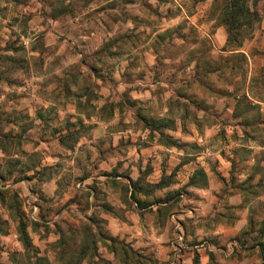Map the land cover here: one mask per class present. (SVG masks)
<instances>
[{"label": "rangeland", "instance_id": "rangeland-1", "mask_svg": "<svg viewBox=\"0 0 264 264\" xmlns=\"http://www.w3.org/2000/svg\"><path fill=\"white\" fill-rule=\"evenodd\" d=\"M225 1L0 0V147L7 154L4 164H0V203L3 209H0V233L17 234L21 215L33 243L29 254L21 243L17 244L15 237L0 241V264H33L35 256L47 260L48 264H70L71 261L74 264L155 263V260L135 255L130 244L112 241L100 219H96L97 223L93 225L100 239L97 247L99 250L101 247L108 251L113 249L117 256L111 261L101 253L97 255L99 258L82 260L80 257L89 236V224L82 212L88 207V188L100 182L99 177L94 176L99 158L93 154L100 153L102 158H106L115 153H129L130 141L114 146L113 139L116 136L123 138L129 130L137 133L144 130V126H151V121L131 127L121 122L97 130L98 125L92 123V117L102 115L112 120L111 104L116 106L122 102L119 105L122 109L123 102H126L131 107V90L137 77L144 80L148 77V84L161 83L158 87H149L153 95H160L163 90L176 93L168 94L167 105L163 103L171 111L163 122L166 125L163 130L177 129L180 116L187 119L193 109L211 106L212 97L219 101V107L227 108L229 104L236 103L239 108L237 116L244 120L240 123L242 127L229 131L232 125L226 111L218 115L221 123L218 146L226 154L231 140L241 141L234 151L230 149L240 159L232 167L230 184L240 185L244 180L241 175L247 170L254 173L245 186L250 197L245 201L251 205V219L257 223L264 220V127L259 124L264 120V113L254 102L264 101L258 96L264 86V67H253L248 85L250 69L244 55L230 53L241 49L244 44H251L259 36L257 44L261 48L253 50L252 58H256V65L264 59V36L260 35L264 0L246 2L250 9L258 11L261 21L260 24L253 23L250 29L240 30L238 40L242 46L239 48L227 42L220 47L223 35L228 37L227 28L220 19ZM221 27L225 31L219 34ZM101 29L112 33L103 43L98 42L96 36H91V33L101 35ZM149 48L156 56L153 69L148 68L146 61L148 56L145 53ZM124 58L129 62L127 70L119 78L117 70L124 66ZM195 61L197 64L193 66ZM148 69L152 71L151 75H147ZM194 76L200 80L198 87L191 83ZM186 84L188 89L198 90L200 96L189 95V101L180 99L177 94L184 95L182 86ZM247 88L250 97L246 95ZM103 99H106L104 106L108 107L102 114L96 108ZM150 101L152 99L147 101L146 108L141 105V114L154 120L148 110L155 112L157 107L149 104ZM186 131L184 128L183 132ZM63 137H66L64 145L60 142ZM84 137L94 140V143L83 146L84 149L80 147L76 156L59 153L57 164L44 167L41 176L30 173L41 162L36 153L30 154L39 139H57L62 146L75 151V145ZM24 144L28 146L27 153L24 152ZM208 146L216 149L213 145ZM181 147L193 154L201 150L194 143H183ZM109 170L107 173H111ZM239 171L243 173L240 175ZM55 175H60L57 195L47 198L41 194L42 181ZM89 176L95 179L86 183ZM50 188H53L52 184ZM188 195L185 191L170 195L178 204L172 213L169 211L172 228L177 232V239L173 235L175 240L169 242V246L175 252L188 249L190 241L186 225L197 214L192 205L182 204L188 200ZM68 196L69 200L79 203L80 210H63L69 201L64 203L61 199L67 200ZM39 203L43 204L41 212L36 209ZM227 211L226 214L235 220L243 210ZM7 214L12 219L11 224L3 219ZM261 229L259 224L247 225L226 245L235 249L234 264H263L260 251L258 253L261 248L257 245L261 241L258 237ZM206 238L210 237H203L201 243L209 241ZM208 243L202 248H208ZM124 248L129 251L126 258Z\"/></svg>", "mask_w": 264, "mask_h": 264}, {"label": "crops", "instance_id": "crops-1", "mask_svg": "<svg viewBox=\"0 0 264 264\" xmlns=\"http://www.w3.org/2000/svg\"><path fill=\"white\" fill-rule=\"evenodd\" d=\"M223 30L225 31L221 27L219 34ZM100 34L91 33V36H96L98 42L101 41L102 43L107 38V35L112 36V33L106 32L104 29H101ZM260 35L264 36V18L261 22ZM258 37L256 36L251 44H244L241 49L230 52L231 54L241 53L244 55L247 67L250 69L248 85L252 79L253 67L260 66V69L264 67V59H261L260 63L256 65V58H252L253 50L261 48L257 44ZM220 42V47L225 45L227 36L223 35ZM152 50V48H149V51L145 53L148 56L146 61L149 69H153L156 64V56L152 53ZM128 62L127 58L123 59L122 64L124 66L117 70L116 76L122 78L123 71L127 70ZM139 62H142V60ZM196 64L195 61L193 66ZM149 69L147 75L152 74V71L150 72ZM148 79V77L146 80L137 77L133 84L134 89L131 90L133 97L131 98V107H128L126 102H123L125 105H122V109L119 106L122 102L114 106L112 120L104 118L102 115L92 117L94 120L92 123L98 125L96 127L97 130L102 129V127L106 129L110 125H117L121 122L131 127L138 126L142 122L151 121V126H144L145 129H141L137 133L129 130L124 133V140L121 136H116L113 139L112 144L114 146L120 145L123 141L126 143L130 141L131 151L129 153H115V155H110L106 158H102L100 153L93 154L99 158L98 165L95 168L96 175L94 176H98L100 182L96 186L88 188V207L82 211L85 215L84 220L89 224L88 230L91 229L96 241L100 240L99 234L93 228V225L95 226L97 223L96 219H100L101 224L105 226L111 239L130 244L131 250L135 255L155 260L154 264H234L232 260L236 255L235 249L233 247H226V245L230 244L233 237L240 231H243L247 225L252 227L250 216L251 205L245 201L246 198L250 197L247 196L249 192L245 190V186H248L254 173L249 172V170L245 173L239 171L240 175L243 173L241 177L244 180L240 182V185L232 186L230 184L232 167L236 162H240V159L236 158L232 152L235 150V147L240 145L241 141L231 140V145L226 149V154L228 153L230 156L222 153L223 150L218 146L220 144L218 133L221 129L218 115L226 111L225 114L229 118L228 122L232 125L229 131H235L242 127L240 123L244 121L242 117L237 116L236 112L239 108L236 106V103L229 104L227 108L226 106L219 107L217 104L219 101H216L217 99L212 97L211 106L193 109L194 112L187 119L180 116L177 119L179 123L176 124V131L168 128L165 129L167 132L163 129L158 130L156 126L163 123L171 115L170 108L166 106L169 101L167 95L170 92L163 90L162 94L153 95L149 87H158L161 83L157 81L148 84L146 82ZM199 81V78L194 76L191 83L198 87ZM122 84H124V81H122ZM162 85H165V83ZM186 85L182 86L185 89L183 91L184 95L177 94L180 99L189 101L187 99L189 95L192 97L196 96V98L197 95L200 96L198 90L193 91L192 89H188V84ZM190 85L193 86L192 84ZM147 87L148 89H145ZM246 90V95L250 97L249 88ZM153 91L155 93V90ZM174 94L176 93L170 95ZM258 96L264 98V86L260 89ZM149 99H152L149 104L157 107L155 112L148 110L151 115L150 117L154 120H149L148 116L147 118L141 114V105L146 108ZM112 101L114 100L111 99ZM254 102L259 105V110L264 113V101L259 99ZM163 103H166V105L164 106ZM105 104L106 99H103V102H100L96 108L97 112L102 113L100 110ZM159 105L163 106V108H159ZM19 111H22V109L20 108ZM23 111H26L25 108ZM76 112L77 109L74 110V113ZM73 120L77 121L76 118ZM182 121L186 126H184V123L182 124ZM259 124L260 127H264V120ZM184 128H186V132H183ZM166 138H172L180 147L166 145L163 142ZM93 143L94 140H89L85 137L81 138L74 147L75 151H72L62 146L57 139L50 141L39 139V143H36V147L31 150L30 154L36 153L40 157L41 162L40 165L36 166L35 171L32 169L30 173L37 175V177L41 176L44 167L55 166L57 164L60 160L59 153L62 155L66 153L74 154L76 156L81 149L80 147L84 149L83 146ZM183 143H194L201 150L198 154L188 153L181 147ZM209 144L213 145L216 149L209 147ZM24 146V152H29L28 146L25 144ZM230 149H233V151ZM6 157L5 149L0 147V164H4ZM15 157L20 159L19 155ZM107 169H110L111 173H107ZM199 171L205 173V179L200 177ZM95 177L89 176L86 183L90 182L91 179H95ZM59 179L60 175H55L51 179L42 181L43 188L41 194L47 198H54L57 195ZM193 179H196L195 183H191ZM34 180L37 181V179ZM131 182H138L141 188L140 191L136 190L135 199L131 198L133 191ZM51 184L53 188H50ZM183 191L189 195L188 200H184L182 204L192 205L197 214H195L192 222L186 225L190 241L188 249L183 252H175L172 246H169V242L171 243V241L177 239L175 236L177 232L172 228L169 211L175 209L178 204L175 198L170 197V195L171 193L176 194ZM32 194L34 195V193ZM69 197H67V200L61 199V202L64 203L69 201L67 202L69 204L63 210L67 208H74L75 211L80 210L79 203L75 200H69ZM179 204L182 205L180 202ZM36 206V209L38 208L39 212H41L43 204L39 203ZM0 209H2L1 203ZM230 209L243 211L238 214L237 219L233 220L226 214L227 210ZM92 215L95 216L92 217ZM57 217H60V215ZM3 219L9 224L12 222L8 214L5 217L3 216ZM263 221L262 219L260 223L255 222V220L253 222L255 225L259 224L261 226ZM10 232L12 231L10 230ZM173 235L175 239H173ZM10 236L11 238L15 237V241L20 245L19 234H14V232L7 235L0 233V241H6ZM203 237H210L206 238L210 242L206 240L204 243H201ZM262 241L264 242V238ZM207 243L209 244L208 248H202ZM104 250H106L105 253L103 252ZM98 253L103 254L102 257L110 261L117 256L115 251H108L105 247H101L100 250L98 249L96 254L98 255Z\"/></svg>", "mask_w": 264, "mask_h": 264}, {"label": "trees", "instance_id": "trees-1", "mask_svg": "<svg viewBox=\"0 0 264 264\" xmlns=\"http://www.w3.org/2000/svg\"><path fill=\"white\" fill-rule=\"evenodd\" d=\"M249 2V0H226L225 1V5H224V10L222 11V13L220 14V19L222 21V25L225 26L227 29V44L229 43H234L236 45V47H241L242 46V42L239 41V32L240 30L244 29H250L253 27V23H259L261 21V16L258 13V11L256 10H252L250 9V7L248 6L247 3ZM256 2V0H255ZM260 24V23H259ZM243 31V30H242ZM110 106H112V114L114 111V106L113 104H111ZM108 106H104L100 111L102 113H104L106 111ZM149 125V124H148ZM150 127V126H149ZM166 125H164L163 123H160L156 126V128L158 130L165 128ZM66 137H63L60 139L61 144L63 143L64 145V141H65ZM163 142L168 145V146H177L180 147V145L174 141L172 138H166L163 140ZM199 175L202 179H205V173L203 171H199ZM196 179H193L191 181V183H195ZM131 186L133 187V191L131 193V198L135 199V192L136 190L140 191L141 188L139 187V183H132L131 182ZM23 216L19 215V228H18V234H19V238L20 241L23 245V247L25 248V251H27L29 254L30 252L33 250V243L31 240V237L27 231L28 225L25 224L23 221ZM251 224L252 226H254V222L253 220H251ZM262 229L259 232L260 236H259V240L258 241V247H260L261 249L260 251V257L263 261L264 264V242L262 241L264 238V221L262 222ZM88 239H87V245L85 247L82 248L80 257H82V260H85L87 257L90 258H99L97 256V241L95 240L94 234H92L91 229L88 230ZM112 241H115L112 239ZM92 251L93 253L89 254V252ZM111 251H115V250H111ZM125 250L124 248V256L125 258L128 257V252ZM33 264H48L47 260L43 259V258H37ZM141 263V262H139ZM70 264H74L73 261L70 262Z\"/></svg>", "mask_w": 264, "mask_h": 264}]
</instances>
